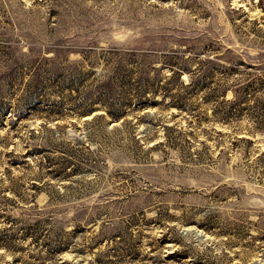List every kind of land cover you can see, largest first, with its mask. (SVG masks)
Masks as SVG:
<instances>
[{"label":"rangeland","instance_id":"374dc122","mask_svg":"<svg viewBox=\"0 0 264 264\" xmlns=\"http://www.w3.org/2000/svg\"><path fill=\"white\" fill-rule=\"evenodd\" d=\"M0 264H264V0H0Z\"/></svg>","mask_w":264,"mask_h":264}]
</instances>
